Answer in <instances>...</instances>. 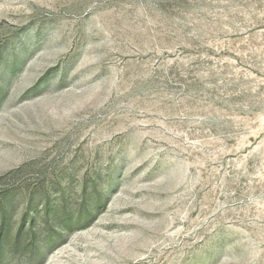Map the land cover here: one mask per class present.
<instances>
[{"label": "rangeland", "instance_id": "rangeland-1", "mask_svg": "<svg viewBox=\"0 0 264 264\" xmlns=\"http://www.w3.org/2000/svg\"><path fill=\"white\" fill-rule=\"evenodd\" d=\"M0 264H264V0H0Z\"/></svg>", "mask_w": 264, "mask_h": 264}]
</instances>
